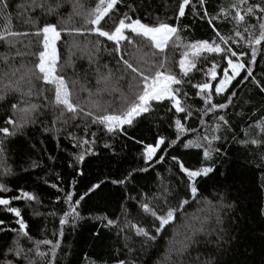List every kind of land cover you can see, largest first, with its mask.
I'll return each instance as SVG.
<instances>
[{"label": "snow or ice", "instance_id": "obj_1", "mask_svg": "<svg viewBox=\"0 0 264 264\" xmlns=\"http://www.w3.org/2000/svg\"><path fill=\"white\" fill-rule=\"evenodd\" d=\"M121 2L122 0H95L94 6L89 9H84L83 4L74 3L73 7L80 9L77 15L83 17V24L69 29L63 24H41L32 16L37 10L44 16L57 15L61 0H22L21 3L0 0V14L5 20L10 22L14 7L16 18L34 28V31L29 33L14 30L10 23L0 26V44L5 46V51L0 52V102L8 104L11 112L5 120V126L0 127V133L5 139L15 137L23 133L27 125L36 124L38 118L43 115V109H49L51 126H45L43 131L55 133L57 139L63 134L70 143L81 149L75 154L77 163H83L86 156L96 155L93 149L98 137L96 132L91 131L93 126L112 136L128 137L143 146L142 156L146 166L131 169L122 179L111 181L119 185L131 184L137 173H146L149 168L164 162L169 149L182 147L202 150L205 160H211V163L200 167L186 166L178 155L170 157L180 174L176 187L163 175H159L158 190L155 193L138 191L133 186L132 192L136 194L126 196L127 204L122 206V218L96 217L105 222V227L115 226L119 230L118 236L123 240V258H115L113 264H137L134 257L139 249L162 237L169 227L174 226L181 214L186 219L189 218L185 209L191 207L193 202L200 203L203 200L206 205L211 204V201L203 197L202 189L206 183L204 178L212 179L210 174L218 171L212 157L213 154L217 157L221 154L222 144L220 147L216 145L221 141L227 142L229 135L236 140L235 129L239 125L234 126L231 123L233 116L239 115L241 119L247 116L248 120L252 121L248 125L250 131L244 132V138L238 142L241 145L264 147V108L257 109L260 113L258 118L246 112L233 111L232 115L228 114V110L244 103L239 98L237 89L242 90V86L247 83H251L258 93L264 95V77L258 79L255 76L258 56L264 59V0H231L226 6L221 4L211 13L208 11V0H196V4H193L192 0H176V21L185 17L186 9H190L200 20L208 23L213 33L210 39L190 42L185 41L181 35L182 32L188 31V26L181 29L178 23L170 24L159 20L148 24L142 22L139 17L133 18L128 14L121 16L118 23L106 28L108 19L111 14L117 13L118 4ZM130 11L134 12V9ZM218 21L232 25L230 35L221 33L217 27ZM62 32L94 34V42L90 41L94 51L89 55V60L94 62V56L101 50L108 52L115 60V72L107 64L103 65L105 73H100L97 69L95 92L83 86L77 90L76 80L66 79L62 70L58 74L56 42L60 40ZM28 35H34L38 39L42 36V50L32 53L17 47L21 42L20 37ZM109 42L112 44L110 50L107 47ZM177 50L179 59L170 58L168 52L175 53ZM71 55L69 51V64ZM28 57H35V60L25 63ZM197 75L201 76V79L193 83ZM121 81L126 85V91L116 87ZM46 86H51V100L45 95ZM186 88L192 89L195 96L200 97L202 108L193 109V106L187 103ZM80 91L89 92L88 101L80 100ZM113 92L119 93L114 100L102 103L99 99L103 93L112 95ZM32 97L42 99L43 103L33 102ZM216 97L220 99L217 100ZM12 98H16L15 103ZM164 102L169 106L167 111L173 113L169 127H174V138L159 135L154 138L153 143H145L144 140L129 136V130L146 123L153 113L165 106ZM209 114L211 123L205 119ZM194 115L195 119L189 123ZM257 132L258 136L255 135ZM249 136L254 138L249 139ZM104 147L110 148L111 145L106 143ZM261 158L264 159V155ZM0 166L5 174L10 173L3 140H0ZM31 166L35 168L40 165L37 161H32ZM78 174L83 176V169H79ZM180 182L183 183V188L179 187ZM72 183L73 191L59 189L64 192L63 203L67 205V210L62 209V215L59 217L60 236H63L62 226L69 223L70 219L75 223L82 218L78 210L81 202L85 201L86 197L90 199L89 194H95L104 181L91 184L79 195L74 191L76 181L73 180ZM261 184L264 185V175L261 176ZM51 187L59 188L56 183ZM10 191L6 184L0 183V207L14 214L18 227H9L0 219V232L15 233L6 252H0V255L6 257L0 264H58L59 239H35L30 235L21 210L12 206L17 200L39 204V197L23 189L17 190L18 195H4ZM56 199L59 201L61 197L57 196ZM215 207L216 223L220 225L223 223L221 210L231 208L232 205L223 204L221 197ZM133 212L139 215L138 220L130 218ZM34 214L41 215L39 212ZM190 218L199 221L201 226L195 228L191 224L187 225L189 234L185 235L182 241L172 243L164 264H184L179 259L173 261V253L178 258L183 257L189 248L197 243L196 234L205 231L207 217L193 215ZM219 231L222 233L223 229ZM218 239H222V236ZM25 244L30 246L26 247ZM42 246H46L47 250H43ZM8 254L12 259L7 258ZM195 259L200 261L199 256ZM91 264H95V261ZM203 264H213V261L209 259L203 261Z\"/></svg>", "mask_w": 264, "mask_h": 264}, {"label": "trees", "instance_id": "obj_2", "mask_svg": "<svg viewBox=\"0 0 264 264\" xmlns=\"http://www.w3.org/2000/svg\"><path fill=\"white\" fill-rule=\"evenodd\" d=\"M21 2L22 0H14V3ZM76 2L83 4L84 9H89L94 6L95 0H61L57 15L44 16L37 10L32 13V16L41 24L44 22L56 23L58 26L63 24L69 29L80 27L83 24V17L77 15L80 9L73 7ZM230 2L231 0H208V11L211 13L221 4L226 6ZM192 3L196 4V0H192ZM175 8L176 0H122L118 4L117 13L111 14L105 27L110 28L118 23L121 16L128 14L133 18L139 17L142 22L148 24L159 20L170 24L178 23L181 29L188 26V31L181 33L188 42L212 38L213 33L208 23L200 20L199 16L194 15L190 9H186L185 17L176 21ZM131 9H134V12L130 11ZM254 20L255 18L253 22ZM5 23H10L14 30L19 32L34 31L32 26L16 18L14 7L10 22L0 14V26ZM217 27L222 34H231V24L218 21ZM94 40V34L62 32L60 40L56 42L59 57L58 74L62 70L66 79L76 80L77 90L83 86L95 92L97 69L100 73H105L106 69L103 67L105 64L114 72L116 71L115 60L108 52L101 50L94 56V62L89 60V55L94 51L93 43L90 41L94 42ZM20 41L17 47L22 51L37 53L42 50V36L39 39L34 35L22 36ZM107 47L109 50L112 48L111 42L107 44ZM4 51L5 46L0 44V52ZM69 51L72 53L70 64L67 62ZM168 54L172 59H179V50L175 53L168 52ZM34 60L35 57H28L24 62L30 63ZM19 62L18 59L17 63ZM255 76L258 79L264 77V59H260L259 56ZM200 79L201 76L197 75L193 83ZM39 86L38 84L37 87ZM116 87H119L121 91L127 90L123 81ZM46 88L45 95L51 100L53 98L51 86ZM185 90L188 91L187 103L192 105L193 109L202 108L200 97L195 96L190 88ZM237 90L239 98L244 103L228 110V114L232 115L233 111L246 112L258 118L260 113L257 109L264 108V95L258 93L251 83L242 86V90ZM118 96V92H113L112 95L103 93L99 99L102 103H106ZM79 97L82 102H86L89 100V92L80 91ZM25 99L28 98L25 97ZM31 99L33 102L43 103L42 99L36 97ZM216 99L220 98L216 97ZM12 102L15 103L16 98H12ZM164 105L153 113L146 123L134 130H129V136H134L136 140H144L145 143H153L154 138L159 135L169 139L174 138V127H169L173 113L167 111L169 107L167 102H164ZM8 115H11L8 104L0 102V127L5 126ZM210 117L211 114L205 117L209 123H211ZM194 119L195 115L189 123H192ZM231 123L234 126L239 125L235 129L236 140L234 141L229 135L227 142L221 141L216 145L220 147L222 144L221 154L218 157L213 154L212 157L218 171L210 174L212 179L204 178L206 183L202 189L203 197L211 201V204L206 205L203 200L200 203L193 202L191 207L185 209L189 218L186 219L181 214L174 222V226L169 227L162 237H158L157 241L151 245L139 249L134 257L137 264H164L172 243L182 241L185 235L189 234L187 225L191 224L195 228L201 226L199 221L190 218L193 215L207 217L204 224L205 231L196 234L197 243L192 245L183 257L178 258L173 253L171 258L173 261L179 259L184 264H203V261L210 259L213 264H264V185L261 184V176L264 175V159L261 158L264 155V147L241 145L238 142L244 138L243 133L252 123L247 116L243 119L239 115L233 116ZM45 126H51L49 109H43V115L38 118L37 123L27 125L23 133L15 137L5 139L0 133V140H3V146L6 149L7 164L11 169L10 173L5 174L3 167L0 166V183L6 184L11 190L4 193L5 196L18 195L17 190L23 189L39 197V204L34 201L17 200L12 203V206L21 210L30 235L35 239L54 241L59 239L58 264H91L92 261H95V264H113L115 258H123L121 256L123 240L117 234L119 230L115 226L105 227V222L96 217L122 218V206L127 204L126 196L136 194L132 192L133 186L138 191L155 193L158 190L159 175H163L172 182L173 187H176L177 181H180V174L170 159L172 155L180 156L186 166L193 168L211 163V160H205L200 149L182 147L176 150L169 149L164 162L149 168L146 173H137L131 184H113L112 180L122 179L127 171L146 166L142 156V145L123 135L112 136L93 126L91 131L96 132L98 137L93 149L96 155L86 156L83 163H77L75 154L81 149L76 148L74 143H70L63 134L57 139L55 133L44 132ZM72 130L75 131V129ZM106 143L111 147L105 148ZM32 161H37L40 166L32 167ZM79 169H83V176L78 174ZM73 180L76 181L74 191L78 195L86 191L93 183L102 180L104 184L95 194H89L90 199L86 197L85 201L81 202L78 210L82 218L75 223H72L70 219L69 223L62 226L63 236H60L59 217L62 215V209L67 210V205L63 203L64 192L59 189L73 191ZM53 183H56L59 188L51 187ZM183 186L180 182L179 187L183 188ZM57 196H60L61 200L58 201ZM221 197L223 204H230L232 207L221 210L223 223L217 225L215 206ZM36 212L41 215H35ZM130 218L138 220L140 217L133 212ZM0 219H3L9 227H18L17 218L3 207H0ZM220 229H223L222 233ZM53 233L56 235L54 236ZM221 236L222 239H218ZM14 237L15 233L0 232V252H6L7 246L12 244ZM25 246L30 245L25 244ZM137 247L139 248V245ZM42 249L47 250L46 246H42ZM197 256L200 257L199 262L195 259ZM5 258L4 255H0V262ZM7 258L12 259V256L8 254Z\"/></svg>", "mask_w": 264, "mask_h": 264}, {"label": "rangeland", "instance_id": "obj_3", "mask_svg": "<svg viewBox=\"0 0 264 264\" xmlns=\"http://www.w3.org/2000/svg\"><path fill=\"white\" fill-rule=\"evenodd\" d=\"M57 47V46H56ZM59 59V58H58ZM250 131V129L248 128L247 130H246V132H249ZM256 136H258L259 134H258V132L255 134ZM249 139H251V138H254V136H249L248 137ZM263 175V174H262Z\"/></svg>", "mask_w": 264, "mask_h": 264}]
</instances>
